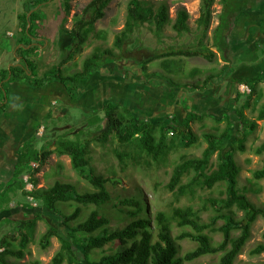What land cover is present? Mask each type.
I'll list each match as a JSON object with an SVG mask.
<instances>
[{"label": "trees", "instance_id": "trees-1", "mask_svg": "<svg viewBox=\"0 0 264 264\" xmlns=\"http://www.w3.org/2000/svg\"><path fill=\"white\" fill-rule=\"evenodd\" d=\"M48 1L32 0L28 12L19 16L23 36L20 39L22 44L18 52L22 60L21 63L2 72L1 90L4 92L7 84L11 82H27L41 89L58 83L65 88L68 96L76 101L79 98V92L85 88L84 83L91 78L94 72L105 68L108 59L117 60L123 57L122 53L126 52L125 47L132 41L135 31L145 24L154 26L158 37L168 24L179 36L191 32L188 24L190 15L185 8L178 9L176 18L173 20L166 2H160L156 6L148 0H129L124 28L114 40V47L119 53L116 55L113 49H96L85 58L81 70L65 75L62 66L82 50L89 36L94 32L96 23L104 18L105 10L115 1L92 0L81 14H75L72 28L64 29L70 37L69 51L64 61L53 65L43 73V76H39V65L30 56V52L33 53L39 45L32 44L33 42L27 37L33 40L40 34L41 9L39 7ZM70 1L63 0L62 2L63 10L67 14L70 12ZM214 2L215 0H200V16L197 19V26L201 28L202 34L198 44L151 54L145 60L143 59L142 72L144 75L148 70L147 65L156 60H161L162 71L170 75H179L181 73L179 61L174 58L199 57L212 62L216 59L217 52L221 53L226 63L219 72L210 75L202 85L197 84L190 89L189 86L186 85V87L190 91L204 92L210 84H222L234 73L236 67L232 63V56L234 48L241 42L240 38L231 36L234 25L240 15L260 11L262 5L264 7V0H220L222 9L218 15V25L213 30L209 42L208 33L213 19ZM65 21L66 19L63 20ZM98 37L105 38L99 34ZM213 48L217 52L213 51ZM23 53L26 57L22 55ZM252 69L255 70V68ZM197 74L195 70L192 76ZM263 83L264 71L260 75L246 79V85L251 92L250 96H256L254 105L263 97L262 91L257 90L258 86ZM171 84L173 88L179 87L173 84V81ZM240 98L241 95L238 94L235 101L238 102ZM7 99L8 97L4 104L3 102L0 104V115L7 110ZM250 100L248 99L243 105H235L228 115L214 119L215 122L222 120L225 122L223 131L216 127L200 135L193 130L192 125L197 122L203 123L206 118H213L210 113H198L186 105L185 115L181 119L166 117L150 121L139 118L125 104L108 101L102 110H95V115L86 118L88 126L97 129L92 136L85 130L78 129L74 131L75 139L69 135L61 136L53 142L51 149L37 150L31 144H23L16 165L15 178L29 172L31 169L29 164L32 162L44 164L53 154L65 155L71 158L73 169L94 188L92 192L81 193L75 185L58 181L49 188H39L32 193L43 208L63 218V228L50 225L40 238V247L44 250L49 247L52 237H57L61 243L60 250L53 257L51 264H64L65 262L81 264L80 254L83 255L86 264H185L217 254H220L219 260L212 264H234L251 237L253 224L258 217L264 218V208L257 206L240 192L238 176L241 169L234 159L236 150L239 152L246 150L245 141L248 132L253 131L257 126L256 121H249L245 115V110L251 107ZM257 119L264 120V103ZM237 123L240 126L241 136L235 139L230 148L225 149V142L231 135V128ZM32 138L36 139V136ZM110 141L117 143V148L113 152L122 172L130 166L149 169L165 166L168 164L169 156L178 154L179 160L173 166L170 180L166 185V189L172 193L176 203L182 198H194L197 193L196 189L211 190L221 183L227 184L226 198L220 200L208 198L198 210L193 205L174 206L170 213L158 211L154 218H148L145 202L140 196L131 195L120 201L123 207L118 210L119 216H123L128 224L123 228L113 229L110 226V218L102 213L101 208L112 200L107 184L117 185L119 181L97 175L91 166V144L97 142L105 145ZM201 143L206 144L201 156L188 157L181 154L182 150L199 146ZM256 153L258 155L264 153V143L256 150ZM215 154H217V164L214 169H211V158ZM253 177L255 180L264 179V164L253 173ZM14 188L23 191L24 184L16 181L14 187H6L5 191L0 193V213L9 208L10 195L15 191ZM254 192H260V189ZM62 204L76 205V208L71 214H64L60 207ZM207 204L209 210H213L215 214L209 222H204L201 214L208 209ZM89 206H95V209L89 213L85 221L77 222L82 207ZM41 219L40 214H35V217L20 227L16 233H11L2 239L0 264H20L10 262L9 258H15L17 261L24 259L25 252L35 233L37 221ZM218 221L223 223L217 226ZM174 227L181 230L176 237L173 236ZM234 232H239V234L234 235ZM212 234H221L222 240L216 242ZM186 239L194 241L196 246L193 250L181 255V246L178 242ZM8 240L19 241L18 249L15 250ZM113 243L120 245L115 252L103 255L99 259L91 258L94 251L102 250L106 245ZM250 253L252 256L261 255L264 253V244H259Z\"/></svg>", "mask_w": 264, "mask_h": 264}, {"label": "rangeland", "instance_id": "rangeland-1", "mask_svg": "<svg viewBox=\"0 0 264 264\" xmlns=\"http://www.w3.org/2000/svg\"><path fill=\"white\" fill-rule=\"evenodd\" d=\"M31 1L0 0V104L2 102L4 104L8 97L7 110L0 115V193L4 192L6 187H14L16 181L24 184L23 191L14 188L15 191L10 195L9 208L0 213V243L4 237L16 233L20 227L27 224L35 217V214L42 216V219L37 221L35 233L25 252L24 259L17 261L15 258H9L10 262L51 264L53 257L60 250L61 243L57 237H52L46 250L40 247V238L50 225L63 228V218L61 215L50 213L43 208L32 195L35 190L49 188L59 181L75 185L81 193L94 191V188L73 169L71 158L65 155L53 154L44 164L32 162L29 164L31 168L29 172L15 178L22 145L28 143L37 150L51 149L53 142L61 136L69 135L75 139L74 131L78 129L85 130L92 136L97 132V129L88 126L86 118L95 115V110H102L108 101L125 104L139 118L150 121L166 117L181 119L185 115L187 107L198 113H210L213 118H206L203 123L197 122L192 125L193 130L200 135L204 131L213 130L216 127L223 131L225 122L223 120L215 122L214 119L228 115L235 105H243L248 99H251V107L245 110V115L249 121H256L257 126L253 131L248 132L245 141L246 150L244 152L236 150L234 159L241 169L238 176L240 192L244 193L251 202L264 208V179L255 180L253 177V173L264 164V153L261 155L256 153V150L264 143V120L257 119L259 110L264 103V84H260L257 88L258 91H262L263 97L255 105L256 96H250V89L246 85V79L254 75L252 68L264 71V62L260 63L264 61L263 5L260 11L240 15L234 25L231 36L241 39L240 44L234 48L232 56V63L236 67L234 73L222 84H210L206 91L198 92L189 89L197 84L202 85L203 81L210 75L218 73L221 67L226 64L221 53L217 52V57L212 62L199 57L174 58L179 61L181 69L179 75H170L162 71L161 60L149 63L145 75L142 72V66L143 59L145 60L155 52L162 53L198 44L202 34L201 28L197 26V19L200 16V0H148L156 6L160 2H166L173 20L176 18L177 10L185 8L190 15L188 24L191 32L179 36L168 24L161 36L158 37L155 34L154 26L145 24L135 31L132 41L126 45L127 53H122L123 57L117 60L108 59L105 68L94 72L91 78L84 83L85 88L79 92V98L74 101L68 96L65 88L58 83L41 89L29 85L27 82H11L7 84L5 92L1 90L2 72L21 63L22 57L18 49L22 44L20 39L23 33L19 16L28 12ZM91 1L71 0L68 14L63 10V0H49L39 7L41 9L40 34L33 40L31 37H27L33 42L32 44L40 47L33 53L30 52V56L39 65V76H43V73L53 65L64 61L70 45V37L64 32V29L72 28L75 14H81ZM128 2L129 0H115L109 5L105 10L104 18L96 23L94 32L89 36L82 50L62 66L65 75L81 70L85 58L96 49H113L116 55L119 53L118 49L114 47V40L124 28ZM221 9L220 0H215L212 24L208 33L209 42L213 30L218 25V15ZM64 19H66L65 22H63ZM98 34L105 38L98 37ZM209 42L208 44H210ZM22 55L26 57L25 53ZM195 70L198 74L192 76ZM171 81L179 87L173 88ZM18 85H21L19 87L23 88L22 91L18 90ZM186 85L189 86V89ZM14 94L18 95L14 98L15 103L21 104L19 106L21 108L25 107L23 109L25 111L18 112L22 121L20 123L9 122L6 119L9 114H13L9 103L12 102ZM238 94L241 95V98L236 102ZM186 105L187 107H185ZM32 108L35 109L34 114ZM239 128L238 123L233 124L231 135L225 142V149L230 148L235 139L241 136ZM33 136H36V139H33ZM201 144L182 150L181 154L188 157L201 156L206 147L205 143ZM115 148H117L115 141H110L105 145L97 142L91 144V166L95 173L119 181L117 185L107 184L112 200L101 208L102 213L110 218V226L113 229L123 228L128 224L123 216H119L118 210L123 207L120 205V201L131 195L140 196L145 202L148 218H154L158 211L170 213L174 206L193 205L198 210L208 198L216 200L226 198L227 184L221 183L211 190L196 189L197 193L194 198H182L176 203L172 193L166 189V185L170 180L173 166L179 160L178 154L169 156L168 164L165 166L150 169L130 166L125 172H122L113 152ZM211 164V169H214L217 164V154L211 158ZM36 170L38 172H35ZM259 189L260 192H254ZM75 206L60 205L64 214H71L75 210ZM207 206L208 209L201 214L204 222H209L215 214L213 210H209L208 204ZM94 209L95 206L82 207L77 222L85 221ZM222 223V221H218L217 226ZM180 233L181 230L174 227L173 236L176 237ZM238 234L239 232H234V235ZM263 235L264 218L258 217L252 226L250 239L234 264H264V253L258 256H252L250 253L259 244H264ZM212 236L216 242L222 240L221 234H212ZM8 242H11L15 250L18 249L19 241L8 240ZM178 243L181 246V255L193 250L196 246V243L189 239ZM118 246H120L118 243L108 244L102 250L94 251L91 258L99 259L103 255L113 253ZM219 257L220 254L209 255L185 264H212L218 262ZM80 262L86 264L82 254H80Z\"/></svg>", "mask_w": 264, "mask_h": 264}, {"label": "crops", "instance_id": "crops-1", "mask_svg": "<svg viewBox=\"0 0 264 264\" xmlns=\"http://www.w3.org/2000/svg\"><path fill=\"white\" fill-rule=\"evenodd\" d=\"M262 27L264 28V24L262 25ZM213 51H215V52H217L216 50H214L213 49ZM264 60V59H263ZM262 62H264V61H261L260 63H262ZM259 63V64H260ZM253 72H254V75H251V76H249V77H254V76H257V75H260L263 71H259V70H254V69H251ZM251 71V72H252ZM259 73H258V72ZM264 84V83H263ZM19 86H21V85H18L17 87H19ZM22 89L23 88H21V87H19L18 88V90L19 91H22ZM18 92V91H17ZM25 93V92H24ZM28 93V92H27ZM21 94V93H20ZM14 97L12 98V102L10 103V108L12 109V111H13V114L11 115V114H9V116H7L6 117V119H8V121L9 122H14V123H20V122H22L21 121V118H20V116L18 115V112H20L21 110H23L24 108H21V107H19V106H21V104L20 105H17L16 103H15V100H14V98L16 97V96H18L17 94H14L13 95ZM22 97H23V95H21ZM10 109V110H11ZM33 109V114H34V111H35V109L34 108H32ZM23 111H25V110H23Z\"/></svg>", "mask_w": 264, "mask_h": 264}, {"label": "built area", "instance_id": "built-area-1", "mask_svg": "<svg viewBox=\"0 0 264 264\" xmlns=\"http://www.w3.org/2000/svg\"><path fill=\"white\" fill-rule=\"evenodd\" d=\"M248 88V87H247ZM34 165H36V164H34ZM27 182H28V179H27Z\"/></svg>", "mask_w": 264, "mask_h": 264}]
</instances>
